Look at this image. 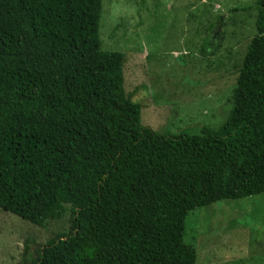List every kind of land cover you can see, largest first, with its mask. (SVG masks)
<instances>
[{
  "label": "trees",
  "instance_id": "16d2710c",
  "mask_svg": "<svg viewBox=\"0 0 264 264\" xmlns=\"http://www.w3.org/2000/svg\"><path fill=\"white\" fill-rule=\"evenodd\" d=\"M255 7L225 123L166 134L126 94V54L101 48L105 0H0V210L68 228L20 264H197L187 217L264 194V0ZM152 222L172 238L156 258Z\"/></svg>",
  "mask_w": 264,
  "mask_h": 264
},
{
  "label": "rangeland",
  "instance_id": "374dc122",
  "mask_svg": "<svg viewBox=\"0 0 264 264\" xmlns=\"http://www.w3.org/2000/svg\"><path fill=\"white\" fill-rule=\"evenodd\" d=\"M255 2L105 0L101 48L126 54L124 89L143 106L144 125L176 134L225 123L238 70L256 36ZM218 17L213 55L203 56L208 27ZM157 222L145 231L152 258L172 241L164 222ZM66 229L61 222L36 227L0 210V264H20L26 246L45 245ZM185 229V242L197 248V264H264V194L192 212Z\"/></svg>",
  "mask_w": 264,
  "mask_h": 264
}]
</instances>
